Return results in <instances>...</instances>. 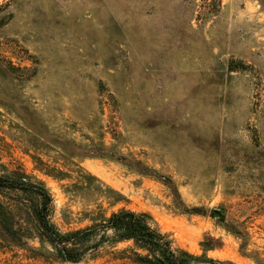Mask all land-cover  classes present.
<instances>
[{"label":"rangeland","instance_id":"obj_1","mask_svg":"<svg viewBox=\"0 0 264 264\" xmlns=\"http://www.w3.org/2000/svg\"><path fill=\"white\" fill-rule=\"evenodd\" d=\"M13 171L60 234L131 209L193 264H264V0H0ZM26 198L0 195V264H139L95 238L62 257Z\"/></svg>","mask_w":264,"mask_h":264},{"label":"trees","instance_id":"obj_2","mask_svg":"<svg viewBox=\"0 0 264 264\" xmlns=\"http://www.w3.org/2000/svg\"><path fill=\"white\" fill-rule=\"evenodd\" d=\"M7 191L28 197L19 203L20 208L26 211L25 214L33 219L42 234L68 260L79 259L89 248L86 242L92 238L95 239L90 249H96L105 242H129L133 261L139 264H193L198 260L186 251L175 249L168 236L153 227L147 213L123 208L112 212L100 223L60 234L49 221L52 197L41 183L19 172L0 174V195ZM6 214L0 203V215ZM202 264L224 263L209 259Z\"/></svg>","mask_w":264,"mask_h":264}]
</instances>
